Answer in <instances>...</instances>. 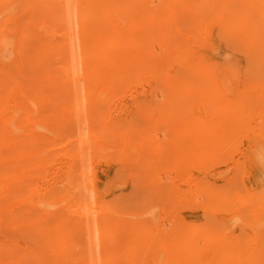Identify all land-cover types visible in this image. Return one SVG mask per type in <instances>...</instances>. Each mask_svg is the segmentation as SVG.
<instances>
[{
	"label": "bare ground",
	"instance_id": "6f19581e",
	"mask_svg": "<svg viewBox=\"0 0 264 264\" xmlns=\"http://www.w3.org/2000/svg\"><path fill=\"white\" fill-rule=\"evenodd\" d=\"M67 1L69 2L70 0H67ZM118 1H120V0H118ZM118 1L117 0H109L108 1L109 3H112L111 5L113 7L114 6L116 7L117 12L120 9H122L124 6V5L121 6V4H122L121 1H120V3H117ZM127 1L132 3V5L130 4V6H129V7L132 6V11H130L132 15L128 11V13H125L122 16H120L121 17L120 20H121V22H124V26L120 27L118 25L115 27H110L108 25L110 27V34L109 33H105V34L102 33L103 35L100 36L101 37L100 39L99 38L97 40L94 39L95 45L93 46L94 47L93 49L97 50L96 55L93 57L95 64L90 63L91 62L90 59L87 58L88 60H86V61L81 60L80 63L78 61L79 65H80V68H78L77 62L75 61L76 67L74 66L75 70L73 71L74 67L71 65L69 66L67 64V62H65V58L63 61L61 58L59 62H61L62 64L60 66H57V68L54 69V72L59 73L58 76L53 75L52 72L48 71V70H46L45 73L41 71L44 74L47 73L46 75L43 74L42 77H47L48 81H46V80H44V81L49 83V85H48L49 88L52 89V91H55L53 89H58V91L60 93H63V95H61V96L67 100V101L64 100V102H66L65 104L67 105V107H66V105H65V107L68 108L69 110L73 109L75 112L76 117H74V115H73L74 112L70 111L71 112L70 115L72 114V116H69L71 118L67 119L68 121H66V120L64 121V119L62 118L63 116H62L61 120L63 122H62L61 126L64 125L63 127H65V124H67L68 122L72 123L74 126V124L80 123L83 120H86V121L90 120V122H92V123L95 120L93 124L94 125L96 124L99 127L98 133L94 134L92 139L87 136L86 141H85L83 139L84 136H82V134L79 132V135H77L78 138L75 139L72 142V144L77 141V144L79 143L82 145V143L85 141L84 143H88V146L90 148V155H91V153L95 154V150L98 149L99 147H101V145L104 144V141L106 142L109 137L110 138L115 137L119 140H123L124 142H127L126 139H128V141L132 142V140H130V139H134V138L139 139L138 136H140V135L137 134L138 132L136 131V129L139 128L138 126L140 125V122H141L140 120L144 119L143 120L144 122H146V121L148 122V120L146 118L150 114L153 113V115H155L154 116L155 118L152 119L151 121H149V122H152L151 123L152 125H150V126H153V125L156 126V124L158 122H163L164 124H169V126H173V128L170 129V132L172 134L171 135V138H172L171 144L172 145L170 143H168V144H170L169 149H171V152L169 151L170 157L175 156V159L177 161H182L181 160L182 158L179 156L183 157L185 152H186L185 151L184 154L182 153L185 150L183 148L184 143H187L188 145H190V147L193 146L192 149L195 148V149H193V151L196 150L195 154L198 155L193 159L194 161L190 160L191 163L187 164L186 167L183 166L186 168V169H184V171L185 170L186 171L191 170L189 172L190 177H192V178L194 177V179H195V177H197L194 185L198 187V191L195 188V191H197V192H195L194 194H191L190 200H188L189 205H191V206H187L183 201V203H184L183 205H184L185 209H189V208L199 209L198 207L199 206L201 207V205L203 207V203H204V202L203 203L200 202L199 204H197L200 201L199 199H202V201H207V199H206L207 195L204 194V190L207 189V188H205L207 186V180L205 177V173H207V171H206L207 169L203 165H204V162L208 158L210 159L211 156H216V155L221 154V155H225V156L229 157V159H230L229 162H231V164H232V166H231L232 172H231V175L229 176V179L227 181L228 185L225 184L224 186L230 187L233 182H238L240 180H246L249 182L253 181V182L257 183V187H258V189H260L259 191L257 190V192H258L257 198L260 199V202H259V205L256 206V208L260 211L257 215V222L256 223H260V224L264 225V189H262V188H264V123H263V121L259 122V123H261V126L258 127L259 129L256 128L258 130L253 129V131L246 136L247 137L246 138L247 139V141H246L247 146L245 148L241 149L240 152H239L240 148H236L237 139L239 138L241 140L245 136L244 134L243 135H241V134L244 133L245 131H247L245 128L250 123L249 115L253 114L254 109H252L250 111V109H248V107L249 108H256V110H260V106H261L260 102L264 101V81L262 80V77L264 78V0H164V2L158 3L160 5H159V10H157V13L154 12L155 10L152 12H150V10H149V12H148L149 6L147 5V3H148L147 0H127ZM152 2H153V0H152ZM5 3H6V0H0V5L2 4V6H3ZM48 3H47V5H48ZM80 4H82V3H80ZM124 4H125V2H124ZM49 5H50V3H49ZM58 5L59 4H57L56 7H58ZM127 6H126V8H127ZM155 6H157V5H155ZM66 7H68V6H66ZM53 8L51 7L50 9L53 10ZM86 8H88V7L86 6ZM99 8H100V6H99ZM104 8H105V6H104ZM111 8H110V10H111ZM43 9H47V8L45 7ZM50 9L48 11H50ZM92 9H93L92 11H95L94 8H92ZM106 9L107 8H105V11H106ZM152 9H153V6H152ZM155 9H156V7H155ZM68 10L70 11L71 9H68ZM163 10H166V11L163 12ZM245 10H247V11H245ZM36 11H38V10H36ZM45 11L47 12V10H45ZM56 11H57V9H55V12ZM56 13L59 14L58 11ZM84 13H85V11H84ZM46 14L48 15L49 13H46ZM52 14L55 15L54 13H52ZM96 14H97V12H96ZM104 14H105V12H104ZM102 15H103V13H102ZM50 16H52V15H50ZM74 16H75V13H74ZM88 16H90V15H88ZM104 16H106V14ZM39 17L37 16V18H39ZM73 18H75V17H73ZM44 19H45V16H44ZM70 19H72V16L70 17ZM70 19L68 20L69 22L72 21V20L70 21ZM84 20H86V17ZM107 20H106V23H109ZM56 21H58V20H56ZM33 22H34V20H33ZM69 22H68L69 25L74 23V27L76 26L75 22H73V23H69ZM101 23H103V22H101ZM68 24H67V26H69ZM92 25H93V22H92ZM98 25L100 26V24H98ZM104 25H106V24H104ZM101 26L103 28V25H101ZM108 26L106 25V28ZM40 27H39V29H40ZM117 27H118V29H116ZM71 28L73 29V27H71ZM71 28H70V31H72ZM95 28H97L96 24H95ZM98 29H101V28H97V32H98ZM112 29H113V32L111 31ZM103 30H105V29H103ZM73 31L71 32L72 34L74 33ZM75 31H76V27H75ZM64 33L67 34V32H64ZM92 33H94V32H92ZM47 34H49V32ZM54 34H55V32H54ZM89 34H91V33H89ZM106 34H108V35L105 38ZM94 35H95V33H94ZM15 36H17V35H15ZM98 36H99V34H98ZM74 37H75L74 39H77L76 35ZM63 38H64V36H63ZM112 38H113V40H111ZM71 39H73L72 36H71ZM74 39L72 41H75ZM66 40L64 43H66ZM85 40H83V41H85ZM110 40H111V42H110ZM69 41L71 42V40H69ZM108 42H110V43H108ZM45 43H46V41H45ZM74 43L75 42H73V46L75 47L77 44V41H76L75 45H74ZM88 43H89V41H88ZM43 44H44V41H43ZM36 45H38V44H36ZM69 46H70V43H69ZM36 47H38V46H36ZM40 48H41V46H40ZM27 50H28V48L26 49V51ZM37 51H40V50L37 49ZM70 53L72 55L74 54L71 51V49H70ZM35 54L38 55L37 53H35ZM41 56H42L41 59L43 60L44 59L43 54H41ZM70 57L72 58L73 56H70ZM83 57L84 56L82 55V58ZM38 58H39V55H38ZM75 58H76V60L78 59L77 57H75ZM82 58H80V59H82ZM40 62H42V61H40ZM43 63L45 64L46 62H42V64ZM240 64H241V66H240ZM36 65H37V63H36ZM93 65H94V67H96L95 69H93ZM20 66L21 67H18V70L22 69L21 64H20ZM40 66H41V63H40ZM49 66H50V64H49ZM82 69L84 71H87L88 76H87L86 81L88 80V84L91 87V89L87 90L86 88H88L87 87L88 84L86 82H84L87 85L85 84L86 88H83V92H81L82 84L80 83V81L83 78L80 77V75L78 74L79 71ZM243 69L245 72H243ZM43 71H45V70L43 69ZM32 74H31V76H32ZM77 74L79 75V77H76ZM12 75H13L14 79H16L14 74H12ZM26 75H27V73H26ZM28 76H30V75H28ZM73 76H75L76 78H74ZM17 78H19V77H17ZM7 79H8V77H7ZM3 80L2 79L0 80V85H1L0 86V231L3 235L2 237H0V241H1V238H6V237L7 238H12V237L14 238L17 236V238H18L19 233H21L23 235V237H22L23 240L21 242L22 244L20 243V245H18V246H20V250L22 251V257L24 256V258H21L19 260V262L17 261L16 264H63V262L60 261V260H62V257H59L60 259L57 258V256H60L59 255L60 253L58 254V252L61 251V250L58 251V249H61L64 246L68 247L67 243H69L70 240H69V242L62 241L66 244H64V246L57 245L56 248H58V249H56L54 247V246H56V243L55 242L53 243L51 239H49L51 242L47 241L45 243L46 240L44 241L42 239V237L38 238V234L40 232H43L44 227H45V229L47 228L45 226V224L48 222V219H50L51 216H53V214H51L50 208L54 207L55 203L57 201L53 203V202H43V201H41L42 199L38 200L37 195H36V191L34 189L31 196H23L20 200L15 202V200L19 197L18 195L20 194V192H22L23 190H26L27 188L32 187L34 185V183H33V185H31V183H32L31 176H32L33 172L35 173L36 171H39L41 169V167H39V165H38L39 162L34 164V160H39L37 156H38V154H40L36 150V138L34 139V135H33L34 133L30 132L29 128L27 126H22V124H21V120L24 116V117H26L25 119L27 120L29 125H33L34 122L32 120H30V118H32L34 116L37 117V115L26 114L25 109L18 107V105H14V108H13L14 110H13V113L10 117H7L6 112L3 113L4 111L2 110V107H4V105L6 106V104L8 103V99L13 97V95L16 92V86H13L12 83H11L13 86L12 88L11 87H10V89L4 88L3 84L5 83V81H3ZM21 80L23 81V79H21ZM242 80H245V82L242 83L241 82ZM127 81L128 82L133 81L136 84H140V83L145 84L146 83V85H149V91H147V92H144L143 90L141 91L143 96H145L146 98L141 96L138 93H136L134 95L131 93L132 97H131L130 104H125L124 106L115 107L116 105L112 104L110 102L113 101L114 96H116L117 94L120 93L119 90H118L119 93H117V88L119 89L121 87V85L126 84ZM42 82L43 81H39V79H38V84H36V85H38L40 87V85H42ZM99 84H102L103 87L98 92V95L96 97L95 88H97V85H99ZM23 85H24V82H23ZM25 85H27V84H25ZM31 85H32V83H31ZM33 85H34V83H33ZM54 86H56V88ZM122 87H123V85H122ZM49 88H47V89H49ZM46 92H48V90ZM35 94H37V93H35ZM42 94L40 93L39 95L38 94L37 95L42 96ZM158 94L161 95V101L155 100L154 101L155 102L154 108H152V105L149 104V102L146 100L149 98H150V100H152L153 98H156ZM46 95L48 97V95H50V92H49V94L47 93ZM57 95H56V97L59 96V95L58 96ZM92 95L95 97L91 98ZM100 96H103L104 98L102 99ZM220 96L221 97H228V98H230L229 99L230 101L226 102L223 100L224 98H220ZM98 97H100V99H98ZM51 98H52V96L50 97V102H52ZM55 98H53V99H55ZM55 100H57V99H55ZM30 102H32L36 106H38L37 102H35L34 100H31ZM218 104L221 105L219 108V111H221V113H220L221 115L217 116L215 113L216 110L215 111H212V110H214ZM61 106L62 105H60L59 108H61ZM192 106H197L203 110L206 109V110L211 111L215 114L213 115V117L211 119L201 121L198 119L199 116L195 115V117H193L189 113V109ZM65 107H64V109H65ZM58 110H60V109L56 110L57 113H58ZM32 111H34V112L36 111L39 114L40 111H43V108L40 109V107H37L36 109L34 108V110H32ZM111 111L118 112L117 122L107 121L106 119H105V121L100 120L102 115L104 116L106 114L108 116V114ZM50 112H52V111H50ZM209 114L210 113H208V116H211ZM223 114H225L226 116ZM4 115H5L6 119H4ZM54 116H56V114ZM152 116H150V117H152ZM59 117H57V118H59ZM75 118H77V119H75ZM49 119H51V118L49 117ZM74 119H75V121L77 120L78 122L77 123L73 122ZM55 121H57V120H55ZM138 122H139V124H138ZM80 126L78 125L79 130L77 129V131H80V129H81ZM59 127H60V125L58 126V128ZM70 127H71V129H73L71 125H70ZM90 128H92V126ZM144 128H145V126H144ZM4 130L6 132H4ZM64 130L65 129L63 128V131ZM67 130L68 129L66 128V131H64L65 134L67 133ZM146 130H147V128H146ZM146 130H144V131H146ZM81 131H83V130H81ZM85 132H86V130H85ZM121 132H122L123 136H120V135L116 136L115 135V134H120ZM163 133H164V131H163ZM69 134H70V132H69ZM72 134H73V131H72ZM85 134L86 133H84V135ZM131 134H133V135H131ZM169 134L170 133H168V135ZM213 134H217L218 136L216 137ZM74 135H75V132H74ZM135 135H138V136H135ZM70 136H71V134H70ZM145 136L146 135L144 133H142L140 138L144 139ZM158 136H160V134ZM165 136H167V135H165ZM171 138H169L168 140H170ZM102 139H104V141H100ZM145 139L146 140L144 142H142L141 145H146L145 148L147 149V152L144 153L143 151L142 152L136 151V153H134V152H130V149H129L128 151H125V154L123 153V151H119V152H116L114 154H111L110 157L108 158V160L110 159V161L113 163H119L118 169L116 170V173H115L116 178L121 179L126 174H128V172L135 171V169L139 170L140 173L138 172V174H134L136 177H135V185L131 189L132 193H134L136 191L138 185H140L139 182L144 178V176H142V175H144V173H146L148 171L146 164L149 162L150 159H152V157H150V155H155V156H153V158L156 157L155 161L160 160V158L165 159V158H162L164 156L161 155V152H165V151H159L154 147L155 145H158V143H155V140L153 141L150 138L147 139V137H145ZM112 140H113V138H112ZM136 140H135V142H136ZM141 141L142 140H140V142ZM170 142H171V140H170ZM41 146H43V145H41ZM135 146H138V144H136ZM211 146H216V148H210L209 151L206 154H204V150H206L207 147L209 148ZM157 147H159V145ZM80 148H81V146H80ZM132 149H133V147H132ZM135 149L138 150V148H136V147H135ZM202 149H204V150L202 151ZM73 150H75V148H73ZM190 151L191 150H188V152H186V156L191 154ZM193 151H192V153H193ZM65 154H67V153H65ZM148 154H149V156H148ZM42 155H43V153H42ZM46 156L47 155L45 153L44 157H46ZM75 156L77 157V159H80L81 163L84 166L88 161V163H87V173L88 174L83 176L82 181L78 180V183L75 184V180H73V178L75 177L73 170H71L69 172L72 175L71 176L72 179H69L67 181L68 185H70L72 183V185L75 186V188H74L75 192L72 193V195L75 194L74 198L78 194V200L79 201H77V202H79L78 203L79 206L78 205L77 206H78V208L80 207L82 209L81 210L82 215H80V216H82L81 219L84 223L83 226L85 228V235H86L85 239L87 238L88 248L86 250L84 249V253H83L82 247L79 245L78 246L76 245L78 243H75L72 240H71V243L73 242V244L75 246H77L76 248L81 247V249H80V250H82V252L80 251L81 256H82V253L87 254V255L85 254L87 257V260L84 264H106V262H105L106 259L103 256L105 255V251H106V248L104 245L106 244L108 239L103 238V230H102L103 225H102V221H101V215L97 214V212L95 210V206L92 207L90 205H87V204H89V202H92L93 205H95L94 203H98V201H97L98 197H96V196H98V192L96 191V187L94 185V182L92 181V177L89 175V173H90V161H91L92 157L90 156L91 158H89V160H88V158L86 159L87 156L84 152L83 147L78 150V152ZM170 157L168 158L169 160H170ZM144 158H146V159L144 160ZM176 160L172 161V162H174L173 163L174 166L176 164L175 163ZM183 161H185V160H183ZM42 162H40V164ZM179 163L180 162H177V164H179ZM213 164H215V163H213ZM151 165H153V164H151ZM151 165H149V166H151ZM162 165L164 166V164H162ZM172 165H170V166H172ZM181 167H182L181 165H180V168L178 166L179 171H180ZM216 167H217V163H216ZM81 168H82V165H81ZM84 168H86V167H84ZM162 168H164V167H162ZM162 168L160 165V169H162ZM164 169L167 170V168H164ZM172 169L175 171V169H177V168H172ZM85 171H86V169H85ZM179 171H177V173H175V172L174 173L178 174ZM154 172H155V170H154ZM42 173H44V171H42ZM181 173L182 172L180 171V174ZM155 174L158 175L160 173L159 172L157 173V171H156ZM169 174H170V171H169ZM40 175H41V173H40ZM162 176L163 175H161V177ZM170 176H171V174H170ZM170 176H169V178H170ZM150 177L151 176L148 177L149 180H150ZM179 177H180V175H179ZM151 178H153V177H151ZM71 180H72V182H71ZM171 180L173 181V179H171ZM143 181H144V179H143ZM153 181H152V184H153ZM161 182H163V181L161 180ZM165 183H166V181H165ZM171 183H169V184L173 186V183L172 184ZM242 183L245 184L246 182L242 181ZM159 186H161V185H159ZM169 186L165 187V189H163V191L166 190V188L169 189L168 188ZM209 186L210 185L208 184V190H209ZM219 187H220V185H219ZM140 188H142V187H140ZM218 188H215V189L217 190ZM155 189H156V186H155ZM215 189H213V190H215ZM60 190H62V189H60L58 186H55V187L51 188L50 193L55 194L57 191H60ZM177 190L180 191L179 189H177ZM29 191H32V190L30 189ZM139 191H141V190H139ZM154 191H153V193H154ZM169 191H170V189H169ZM230 191H229V193H230ZM159 193H162V191L159 190ZM167 193H168V190H167ZM216 193H217V191H216ZM232 193H233V191H232ZM151 194H152L151 191L148 190V196L149 197L151 196ZM212 194H213V191H212ZM174 195H176V193H174ZM188 195H189V193H188ZM183 196H185V195H183ZM209 196L210 195H208V197ZM223 196H224V194H223ZM158 197H159V195H158ZM170 197H172L171 194H170L169 198ZM165 198H168V197L165 196ZM89 199H91L92 201H89ZM140 199H143V198H140ZM152 199H154V198H152ZM155 199H154V201H155ZM210 199H211V197H210ZM213 199H214V197H213ZM50 200L51 199H49V201ZM74 200H77V199L75 198ZM114 200L115 199H113V201ZM167 200L170 202L173 201V199H171V200L167 199ZM167 200H164V201L167 202ZM174 200H175V197H174ZM178 200H180V199H178ZM196 200H198L197 203L195 202ZM217 200H218V198H217ZM116 201H115V203H116ZM85 203H87L86 204L87 207L84 205ZM101 204H102V210H103L102 213H104L107 210V208H106L107 204L103 201L101 202ZM230 204H231V202H229V205ZM66 205H67V202H66ZM83 205L86 208L83 207ZM166 205H168V204H166ZM41 206H44V208L41 209L40 208ZM145 206H146V204H145ZM118 207H120V206H117V208ZM35 208H40L41 210H43V212H45V208H46L47 212L45 215V221L41 218H38L39 216L35 217L34 219H29V217H31V215H33L31 213L33 211H35ZM55 208H57V207H55ZM221 208H222V206H221ZM232 208H233V206H232ZM125 209L127 210V207H125ZM206 210H205V212H206ZM118 211L120 212V209ZM227 211H229V210H227ZM131 213L133 214L132 211H131ZM150 213H151L150 209L145 210L142 213V215H144L145 218L141 219V220L138 219L135 223L139 226L145 227L146 225L154 226L152 224L154 222L155 227H156L158 224V219H159L160 215L157 214L155 216L154 215L151 216ZM33 216L31 218H33ZM35 216H37V215H35ZM105 216L107 218V215H105ZM148 216H150V217H148ZM211 216H210V218H212ZM65 219H67V217H65ZM69 219H70V217H69ZM213 220L216 221L215 219H213ZM61 221H63V220H61ZM176 221H177L176 222L177 224L174 222H170L173 225L171 228V230H173V231H171V233H169V235L171 236L172 239L179 237V235H183V229L181 227H179L178 224L180 223L179 225H183V223H185V221H181V220L180 221L176 220ZM65 223H66V221H65ZM69 223H71V222H69ZM245 224L248 225V223H245ZM187 225H190V224H187ZM263 225H260L261 231L264 228ZM39 226L42 227L43 229L40 228ZM68 226H70V225H67V227ZM261 227H263V228L261 229ZM192 228H193V225H192ZM126 229L124 231H126ZM138 229H139V227H138ZM64 230H65V228H64ZM76 230L77 229H75L73 231H76ZM131 230H132V228H131ZM261 231H260V233H261ZM23 232H26V234L24 235ZM160 232H162V231H160ZM104 233H105V231H104ZM53 234L55 236L56 231H53L51 233V235H53ZM110 234H111V232H110ZM243 234H245V233H243ZM44 235H45V233H44ZM62 235H63V233H62ZM70 235H71V232H70ZM105 235H107V234H105ZM192 236H193V234H192ZM246 236H248V235L246 234ZM43 237L45 238L46 236H43ZM132 237H134V235ZM143 237H144L143 240L147 239V236H143ZM162 237H164V236H162ZM242 237H244V236H242ZM53 238L55 239V237H53ZM135 238L137 240L141 239V237L136 235L134 237L135 242H137V240ZM239 238H240V236H239ZM187 239L190 240L189 238H186V240ZM9 240L11 241V242L10 241L8 242L9 244L14 243L13 240H11V239H9ZM81 240H83V239L81 238ZM66 241H68V239H66ZM165 242H169V241L167 240ZM175 243H176V241H175ZM175 243L172 245H176ZM246 243H248V242H246ZM166 244H168V243H166ZM74 245H72V246H74ZM155 245H157V244H155ZM158 245H159V243H158ZM168 245H170V244H168ZM215 245H216V243H215ZM243 245H245V244H243ZM252 245H254V244H252ZM1 246H4V245H1ZM1 246H0V250H2ZM58 246H60V247H58ZM230 246L228 249L231 250ZM232 246L234 247V245H232ZM69 247H70V245H69ZM106 247H108V246H106ZM175 247L176 248H174L175 249L174 251H179V252L180 251L181 252L187 251L188 254L185 253V255H188V257H189V251H190L189 246L187 247L188 249L183 248L182 245H180L178 247L176 245ZM73 248H75V247H73ZM73 248L70 247L69 249H73ZM123 248H125V247H123ZM262 248H263V246H262ZM63 249H68V248L64 247ZM69 249H68V252H69ZM127 249L128 250H126V252L124 251V256H126L127 259L129 258L131 260L133 258H135L136 254H140L142 251V247H139V249L137 251H135V249H137V247L135 248V246L127 248ZM233 249L235 250V248H233ZM3 250H2V252H3ZM170 250H171V248H170ZM259 250H260V248H259ZM237 251H238V249H237ZM62 252H63V250H62ZM64 252L66 254L67 251H64ZM70 252H71V250H70ZM168 252H169L168 250L157 248L155 250V254H153V255L151 254V255L153 258L155 257V261H157L158 258L162 259L164 257V259H162V261L160 263V264H163V262H165L168 259V257H170V255H171V254H168ZM193 252H194V250H193ZM261 252H260V254H261ZM5 253H7V252H5ZM251 253H253V249L251 251L248 250V254L250 255ZM13 254H14V252H11V253H9V256L12 257ZM71 254H72V252H71ZM75 254H77V253H75ZM224 254L225 253L223 252L222 255L224 256ZM228 254H231V253H228ZM79 255H80V253H79ZM106 255H109V254H107V252H106ZM213 255H215V254H213ZM238 255H241V254H238ZM258 255H259V253H258ZM63 257H65V256H63ZM113 257H114V255H112V259H113ZM15 259L17 260V258H15ZM115 259L112 261L113 263H114V261H116ZM219 259L220 258H218V260ZM226 259H227V256H226ZM139 260H140V258H139ZM250 260H252L251 261V263H252L254 258L250 259ZM87 261H89V262L87 263ZM94 261L95 262L97 261V263H94ZM124 261L127 262L126 259L122 260V262H124ZM185 261H187L186 264H189V263L191 264V261L189 258L186 259ZM212 261H215V260L213 259ZM237 261H240V260H237ZM4 262L6 263V260ZM112 262H110V263L112 264ZM245 264H247V263H245Z\"/></svg>",
	"mask_w": 264,
	"mask_h": 264
},
{
	"label": "rangeland",
	"instance_id": "374dc122",
	"mask_svg": "<svg viewBox=\"0 0 264 264\" xmlns=\"http://www.w3.org/2000/svg\"><path fill=\"white\" fill-rule=\"evenodd\" d=\"M66 1L67 0H52V1L51 0H6V3L3 6H2V4L0 5V80L4 79L3 81H5V83L3 84V87L6 89L7 88L10 89V87L12 88L13 86H16L15 94L13 95V97L8 99V103L6 104V106L4 105V107H2V110L4 111L3 113L6 112L7 117H10L13 113L14 105H18V107L25 109L26 114L37 115V117L34 116V117L30 118V120H32L34 122L33 125H29V123L25 119L26 117H24V116L21 120V124H22V126H27L29 128V131L34 133L33 134L34 139L36 138V150L38 153H40L37 156L39 160H34V164L39 162L38 165H39V167H41V169L39 171H36L35 173L33 172L32 176H31V179H32L31 185H33V183H34V185L32 187H29L26 190H23L22 192H20V194L18 195L19 197L15 200V202L20 200L23 196H31L34 189L36 191V195H37L38 200L42 199L41 201H43V202H53V203L57 201L55 203V206L50 208L51 214H53V216H51V218L48 219V222L46 223L47 225L45 224V226L47 228L45 229V227H44L43 232H40L38 234V238L42 237V239L44 241L46 240L45 243L47 241L49 242L50 241L49 239H51L53 243L54 242L56 243V246H54L55 248L57 247V245L64 246V244H66L64 242H69V240H70V242H69L70 244L67 243L68 247H66V246H64V247L68 248V249L70 247H72V248L75 247V248L69 249V252H68V249H63L64 247H62L61 249L56 248V249H58V251L61 250L58 252V254L60 253L59 254L60 256H57V258L62 257V260H60V261H62L63 264H84L87 260V257H86L87 254L86 253H85L86 255L83 254L84 249L86 250L88 248V246H87L88 241H87V238L85 239L86 235H85V228L83 226L84 223L81 219L82 216H80V215H82V211H81L82 209L80 207L78 208V206H79V204H78L79 202H77V201H79L78 200V194L75 197L77 200H74L75 194L72 195V193L75 192V190H74L75 186H73L72 183L70 185H68V183H67V181L69 179H72V177H71L72 175H71V173H69L71 170H73V172L75 174V177L73 178V180H75V184L78 183V180L82 181L83 176L88 174L87 173L88 161L84 166L81 163L80 159H77V157L75 156L77 154L78 150L83 147L84 152L87 156L86 159L88 158V160H89V158L92 157L91 161H90V173H89V175L92 177V181L94 182V185L96 187V191L98 192V196H96V197H98L97 198L98 203H94L95 205H93L92 202H89V204L85 203L84 205L86 207H87V205H90L92 207L95 206V210H96L97 214L101 215V221H102V225H103V227H102L103 238L108 239V241L104 245L106 248V251H105V255L103 256L106 259V261H105L106 264H111L110 262H112L115 258H116L115 259L116 261H114V263L112 262V264H118V263L119 264H160L162 259H164V257L162 259L158 258L157 261H155V257L154 258L152 257V255L155 254V250L157 248L168 250L169 251L168 254H171L170 257H168V259L165 262H163V264H186L187 261H185V260L188 258L190 259L191 264H208V263L209 264H214V263L215 264H245V263H247V264H264V260H263L264 259V252H263L264 251V249H263L264 248V241H263L264 240V228H263L264 225L260 224V223H256L257 222V215L260 211L256 208V206H258L259 202H260V199L257 198V196H258L257 190L259 191L260 189H258L256 182H253V181L249 182L246 180H240L238 182H233L230 187L224 186L225 184L228 185L227 181H228L229 176L231 175V172H232L231 171L232 164H231V162H229L230 161L229 157L220 154V155H216V156H211L210 159L208 158L204 162L203 166L207 169L206 170L207 173H205V177L207 180V186L205 188H207V189L204 190V194L207 195V197H206L207 201H202V199H199L200 201L198 202V200H196L195 202L196 203L198 202L197 204H199L200 202H202V203L204 202L203 207L201 205V207L200 206L198 207L199 209H196V208L185 209L183 204L185 203L187 206H191V205H189L188 200H190L191 194H194L195 192L198 191V187L194 185L197 177H195V179H194V177L193 178L190 177L189 172L191 170H189V171L185 170L184 171V169H186L185 167L187 166V164H190L191 161L198 155L195 154L196 150L193 151V149H195V148L192 149L193 146L190 147V145H188L187 143H184L183 148L185 150L182 153L184 154L185 151L188 152V150H191L190 151L191 154L186 156V152H185L183 157L179 156L182 158L181 159L182 161H177L175 159V156L170 157L171 149H169V147H170V144L172 143V138H171L172 134L170 132V129H172L173 126H169V124H164L163 122H158L156 124V126L155 125L150 126V125H152L151 124L152 122H149V121H151L152 119L155 118L154 117L155 115H153V113L150 114L146 118L148 120V122L147 121L144 122L143 121L144 119H141L140 120L141 122L139 121L140 122V125L138 126L139 128L136 129V131L138 132L137 134L141 136L142 133H144L146 135L145 137H147V139L150 138L153 141L155 140V143H158L159 147H157L158 145H155L154 147L159 151H165V152H161V155L164 156L162 158H165V159L160 158V160H157L158 161L157 162V161H155L156 157L153 158V156H155V155H150V157H152L153 160L150 159L149 162L146 164L148 171L146 173H144V175H142V176H144V178H143L144 181L142 179L139 182L140 185H138V187L136 189L137 192L135 191L134 193H132V190H131L132 187L135 185V177L136 176L134 174H138L139 170L135 169V171L128 172V174H126L121 179L116 178L115 173H116V170L118 169L119 163H113L110 161V159L108 160V158L110 157L111 154H114V153L119 152V151H123V153L125 154V151H128L129 149H130V152H134V153H136V151H140V152L143 151L144 153L147 152V149L145 148L146 145H141L142 142H144L146 140L145 137L143 139V138H140V136L135 135V136H138L140 140H142L141 142L137 138L136 139L138 141L134 138V139H130V140H132V142L128 141V139H126L127 142H124L123 140H119L115 137H112L113 140H112V138L109 137L110 139L108 138L107 141L105 142L104 141L105 138H104V139L100 140V141H104V144L95 150V154L91 153V155H90V148L88 146V143H84V142L86 141L87 136L92 139L93 135L98 133L99 127L96 124L95 125L93 124L95 120L93 121V123L90 122V120H88V121L83 120L80 123H77L78 121L77 120L75 121V119H77V118H75L73 121V122L77 123V124H74V126L76 125L75 127L73 126L72 123H69V122L67 124H65V127H63L64 125L61 126L62 122H63L61 119L63 118L64 121L65 120L68 121L67 119L71 118L69 116H72V114L70 115V113L74 112V110L72 109L73 110L72 111V110H69L68 108H66L67 105L65 104L66 102H64V100L65 101H67V100L61 96V95H63V93H60L58 91V89H53L55 91H52V89H50L48 86L49 83L46 82V81H48L47 77H42L43 74L46 72V70H48V71H51L53 75L58 76L59 73L54 72V69L57 68V66H60L62 64L61 62H59L61 58H62V61L65 58V62H67V64L69 66L71 65L73 67L76 65L75 64V61H76L78 68H80L79 63L81 62V60L86 61V60L90 59L91 62L90 61L89 62L92 64H95L93 57L96 55L97 50L93 49L94 48L93 46L95 45L94 39L95 40H97L98 38L100 39L101 38L100 36H102L105 33L110 34V27H115L118 25L120 27H123L124 22H121L120 16H122L125 13H128V11L131 14L130 11H132V6L129 7L130 4L132 5V3L128 2L127 0H120L122 3L121 6H123V5L124 6L118 12L116 11V7L115 6L113 7L111 5L112 3L108 2L109 0H102L105 4L101 0L100 1L99 0H87V1L86 0H75V1L70 0L69 1L70 3L68 1L67 2ZM120 1H118L117 3H120ZM48 2L50 3V5ZM124 2H125V4H124ZM147 2H148L147 5L149 6L148 12H149V10H150V12L155 10L154 12L157 13V10H159V5H160L158 3L164 2V0H155V1L153 0V2H152V0L151 1L147 0ZM47 3H48V5H47ZM80 3H82V4H80ZM57 4H59L58 7L60 5L61 6L58 8V7H56ZM155 5H157V6H155ZM50 6L52 8L54 7L55 9H57L59 14L56 13L57 11L55 12L54 8H53V10H51ZM66 6H68V7H66ZM86 6L88 8H86ZM99 6H100V8H99ZM104 6H105V8H107L106 11H105ZM126 6H127V8H126ZM152 6H153V9H152ZM45 7L47 9H43ZM155 7H156V9H155ZM48 8L50 9V11H48L49 10ZM65 8L66 9L68 8L71 10L69 11L68 9L66 10ZM92 8H94L95 11H92L93 10ZM110 8H111V10H110ZM36 10H38V11H36ZM45 10H47V12ZM84 11H85V13H84ZM165 11L166 10H163V12H165ZM245 11H247V10H245ZM45 12L49 13V14L47 15ZM96 12L98 15L96 14ZM101 12L103 13V15ZM104 12H105L106 16H104L105 15ZM52 13H54V14L56 13V14L53 15ZM74 13H75V16H74ZM87 14L90 16H88ZM50 15H52V16H50ZM37 16L38 17L40 16V17L37 18ZM44 16H45V19H44ZM71 16H72V19H70ZM73 17H75V18H73ZM85 17H86V20H84ZM69 19H70V21L71 20L72 21L69 22L68 21ZM33 20H34V22H33ZM56 20H58V21H56ZM106 20L109 23H106ZM67 21L69 23L75 22L76 31H75L74 23L69 25ZM92 22H93V25H92ZM101 22H103V23L105 22L104 24H106L107 26L109 25L110 27L108 26L109 28L108 27L106 28V25H104ZM97 23L100 24V26ZM67 24L69 26H67ZM95 24H96L97 28H101V29H98V32H97V28H95ZM101 25H103V28ZM39 27H40V29H39ZM71 27H73V29ZM70 28L72 29V31L74 30L73 34L71 33L72 31H70ZM103 29H105V30H103ZM116 29H118V27ZM63 31L67 32V34L69 36L66 33H64ZM111 31L113 32V29ZM48 32H49V34H47ZM54 32H55V34H54ZM92 32H94L95 35ZM89 33H91V34H89ZM98 34H99V36H98ZM15 35H17V36H15ZM75 35H76L77 39H74ZM107 35L108 34H106L105 38L107 37ZM63 36L65 39L63 38ZM71 36L75 41H72L73 39H71ZM65 40H66V43H64ZM69 40H71V42ZM83 40H85V41H83ZM111 40H113V38ZM111 40H110V42H111ZM43 41H44V44H43ZM45 41H46V43H45ZM76 41H77L78 45L76 44V46L74 47L73 42L76 43ZM88 41H89V43H88ZM110 42H108V43H110ZM69 43H70V46H69ZM75 43H74V45H75ZM36 44H38V45H36ZM36 46H38V47H36ZM40 46H41V48H40ZM27 48L29 51L28 50L26 51ZM36 48L39 49L40 51H37ZM70 49L74 53L73 55L70 53ZM35 53H37L39 55V58H38V55H36ZM41 54H43V57H44L43 60L41 59L42 58ZM82 55L85 58L84 57L82 58ZM70 56H73L72 57L73 59ZM75 57H77L79 60L78 59L76 60ZM80 58H82V59H80ZM40 61L46 62V63L42 64V62H40ZM78 61H79V63H78ZM36 63H37V65H36ZM40 63H41V66L43 68L40 66ZM20 64L22 65V69L18 70V67H21ZM49 64H50V66H49ZM240 66H241V64H240ZM75 67L73 68V71L75 70ZM95 68L96 67H94V65H93V69H95ZM43 69L45 71H43ZM41 71L44 73H42ZM25 72L27 73V75ZM243 72H245L244 69H243ZM12 74H14L16 79H14ZM31 74H32V76H31ZM46 74H44V75H46ZM78 74L80 75V77L83 78L80 81V83L82 84L81 92H83V88H86V85L88 84V80L86 81L88 73H87V71H84L82 69L79 71ZM78 74H77V76L76 75L75 76L79 77ZM28 75H30V76H28ZM75 76H73V77L76 78ZM7 77H8V79H7ZM17 77H19V78H17ZM21 79H23V81ZM38 79H39V81H43L42 85H40V87L41 88L43 87L44 89L43 88L41 89L38 85H36V84H38ZM44 80H46V81H44ZM262 80L264 81L263 77H262ZM23 82H24V85L25 84H27V85L24 86ZM84 82H86L87 84ZM241 82L243 83V82H245V80H242ZM11 83L13 84V86ZM31 83H32V85H31ZM33 83H34V85H33ZM122 85H123V87H122ZM122 85L119 89L117 88V93H119V91H120V93L117 94L116 96H114L113 101L110 102L112 104H115L116 105L115 107L124 106L125 104H130L131 97H132L131 93L133 95L138 93L141 96H143V94L141 92L142 90L144 92L149 91V85H146V83L145 84L144 83L136 84L133 81H129V82L127 81L126 84H122ZM54 87L56 88V86H54ZM87 87H88V88H86L87 90L91 89L89 84L87 85ZM102 87H103L102 84H99V85H97V88H95L96 97L98 95V92L102 89ZM47 88H49V89H47ZM47 90H48V92H46ZM49 92H50V95H48V97H47L46 94L47 93L49 94ZM35 93H37L38 95L40 93L41 94L43 93V94H42V96L41 95L38 96ZM159 94L157 95L156 98H153L152 100H150V98L146 100L149 102V104L152 105V108H154V104H155L154 101L155 100L161 101V95H159ZM56 95L58 97H56ZM51 96H52V98H51L52 102H50ZM94 97L95 96H93V95L91 96V98H94ZM100 97L102 99L104 98L103 96H100ZM100 97H98V99H100ZM143 97H145V96H143ZM53 98H55L57 100H55ZM220 98H224L223 100L226 102L230 101L229 100L230 98H228V97H221L220 96ZM31 100H34L35 102H37L38 106H36L34 103L30 102ZM260 104H261L260 110H256V108H249L248 107V109H250V111L252 109H254V110H253V114L249 115L250 123L245 128L247 130V131H245L246 133L244 132L241 134V135L244 134L245 136L241 140L239 138H238L239 140L237 139L236 148H240L239 152L241 151V149H243L247 146V144H246V141H247L246 138L247 137L246 136L248 134H250L253 131V129L254 130L259 129L258 127L261 126V123H259V122L263 121V123H264V115H263L264 114V101L260 102ZM60 105L63 106V107L61 106L62 109L59 108ZM65 105H66V107H65ZM220 106L221 105L218 104L217 107L214 110H212V111L216 110L215 113L217 116L221 115L220 114L221 111H219ZM37 107H40V109L43 108V111H40L39 114L36 111L35 112L32 111V110H34V108L36 109ZM64 107H65V109H64ZM57 109H60V110H58L59 114L56 112ZM205 110L206 109L203 110L197 106H192L189 109V113L193 117H195V115L199 116L198 119L201 121L211 119L215 113L208 111V110H206L207 111L206 112ZM50 111H52L53 113ZM54 113L56 114L57 117H59V116L60 117L57 118L56 116H54L55 115ZM208 113H210L209 115H211V116H208ZM73 115H74V117H76L75 112ZM223 115H225V114H223ZM48 116L51 119H49ZM102 116L100 119L101 121H105V119H106L107 121L117 122V120H118V112H116V111H114V112L111 111L108 114V116L106 114L103 117ZM150 116H152V117H150ZM4 119H6L5 115H4ZM55 120H57V121H55ZM139 122H138V124H139ZM59 125H60V127L58 128ZM70 125L72 126L73 129H71ZM78 125L79 126L81 125L80 131H77V129L79 130ZM143 125L145 126V128ZM91 126H92V128H90ZM63 128L65 129L64 131H66V128L69 131L67 130V133L65 134V132L63 131ZM146 128H147V130H146ZM256 128H258V129H256ZM81 130H83V131H81ZM85 130H86V132H85ZM144 130H146V131H144ZM72 131H73V134H72ZM163 131H164V133H163ZM4 132H6V131L4 130ZM69 132H70L71 136H70ZM74 132H75V135H74ZM79 132L82 134V136H84L83 137V139L85 140L83 142L84 144L82 143V145H81L78 143L79 144L78 145L77 141L72 144V142L78 138L77 135H79ZM84 133H86V134L84 135ZM168 133H170L169 134L170 136L168 135ZM159 134H160V136H158ZM164 134L167 136H165ZM115 135L116 136H119V135L123 136L122 132L120 134H115ZM131 135H133V134H131ZM213 135L216 137L218 136L217 134H213ZM169 138H171L170 139L171 142H170V140H168ZM135 140H136V142H135ZM168 143H170V144H168ZM136 144H138V146H135ZM41 145H43V146H41ZM80 146H81V148H80ZM132 147H133V149H132ZM135 147L138 148V150H136ZM73 148H75V150H73ZM210 148H216V146H211L209 148L207 147L206 150L202 149V151L204 150V154H206ZM192 151H193V153H192ZM42 153H43V155H42ZM45 153L47 155L46 157H44ZM65 153H67V154H65ZM148 156H149V154H148ZM169 157H170V160L168 159ZM145 159L146 158H144V160ZM173 160L174 161L176 160L175 166L173 164L174 162H172ZM183 160H185V161H183ZM40 162H42V163L40 164ZM177 162H180V163L177 164ZM212 162L215 164H213ZM216 163H217V167H216ZM151 164H153V165H151ZM162 164H164V166ZM81 165H82V168H81ZM149 165H151L152 167ZM160 165H161V168L164 167V168H167V170H165L164 168H162L163 170L160 169ZM170 165H172V166H170ZM180 165L182 166L180 169V171L182 172L181 173L182 175L180 174V171H179ZM178 166H179V168H178ZM183 166H185V167H183ZM84 167H86V168H84ZM172 168H177V169H175V171H174ZM85 169H86V171H85ZM154 170H155V172L157 171V173L159 172L160 174H158V175L155 174ZM42 171H44V173H42ZM169 171H170L171 176L173 175L172 176L173 178L170 176ZM177 171H179L178 174H175V173H177ZM40 173H41V175H40ZM161 175H163L164 177L163 176L161 177ZM179 175H180V177H179ZM149 176H151L153 178L150 177V180H149V178H148ZM169 176L171 179H173V181L169 178ZM160 179L163 182H161ZM152 181H153V184H152ZM165 181H166V183H165ZM242 181L246 182V183L244 184V183H242ZM71 182H72V180H71ZM171 182L173 183V186L169 184ZM208 184L211 186V187L209 186V190H208ZM159 185H161V186H159ZM219 185H220V187H219ZM55 186H58L62 190L57 191L55 194H51L50 193L51 188H53ZM155 186H156V189H155ZM167 186H169L168 188L170 189V191L167 188H166V190L163 191V189H165V187H167ZM140 187H142V188H140ZM195 188L197 189V191H195ZM215 188H218V189L216 190ZM30 189L32 191H29ZM177 189H179L180 191H178ZM213 189H215V190H213ZM262 189H264V188H262ZM139 190H141V191H139ZM148 190L151 191V193H152L150 197L148 196ZM159 190H161L162 193H159ZM167 190H168L169 194L167 193ZM153 191H154V193H153ZM212 191H213V194H212ZM216 191L218 194L216 193ZM229 191H230V193H229ZM232 191H233V193H232ZM173 192L176 193L177 196L174 195ZM187 192L189 193L190 196L188 195ZM170 194L172 197L169 198ZM223 194H224V196H223ZM158 195H159V197H158ZM164 195L168 198H165ZM183 195H185V196H183ZM208 195H210V196L208 197ZM173 196L175 197V200H174ZM210 197H211V199H210ZM213 197H214V199H213ZM140 198H143V199H140ZM152 198H154V199L156 198L157 200L155 199V201H154V199H152ZM217 198H218V200H217ZM49 199H51V200L49 201ZM113 199H115V200L113 201ZM167 199H169V200L173 199V201L170 202ZM178 199H180V200H178ZM101 200L107 204V207H106L107 210L104 213H102L103 210H102V204H101L102 201ZM164 200H167V202ZM89 201H92V200L89 199ZM115 201H116V203H115ZM183 201H184V203H183ZM66 202H67V205H66ZM229 202H231L230 205H229ZM145 204H146V206H145ZM166 204H168L169 206ZM84 205H83V207H85ZM220 205L222 206V208ZM117 206H120L121 208L120 207L117 208ZM232 206H233V208H232ZM55 207H57V208H55ZM125 207H127V210L125 209ZM40 208L43 209L44 206H41ZM40 208H35V211H33L31 213L34 215V216L31 215V217L33 216V218L29 217V219H34L35 217L39 216L38 218H41L45 221V215L47 212L46 208H45V212H43V210H41ZM119 209H120L121 213L118 211ZM147 209H150V211H151L150 215L151 216H153V215L155 216L157 214L160 215V217L158 219V224L156 227H155L154 222L152 223L154 226L146 225L145 227L139 226L135 223L138 219L141 220V219L145 218L144 215H142V213ZM205 210H206V212H205ZM227 210H229V211H227ZM131 211L133 212V214L131 213ZM35 215H37V216H35ZM105 215H107V218ZM210 216L212 218H210ZM65 217H67V219H65ZM69 217L71 220L69 219ZM148 217H150V216H148ZM213 219H215L216 221H214ZM61 220H63V221H61ZM176 220L185 221V223H183V225H179L180 223L178 224V226L183 229V235H179V237L172 239L171 236L169 235V233H171V231H173V230H171L173 225L170 222L176 223L177 222ZM65 221H66V223H65ZM69 222H71V223H69ZM61 223L62 224L64 223V224L62 225ZM245 223H248V225ZM187 224H190V225H187ZM67 225H70V226L67 227ZM192 225H193V228H192ZM260 225H263V227H261V229L263 228L262 231L260 230ZM73 227L77 230L73 231V230H75ZM138 227H139V229H138ZM40 228H42V227H40ZM64 228H65V230H64ZM131 228H132V230H131ZM125 229H126V231H124ZM51 231L52 232L56 231V235L55 236H54V234L51 235V233H52ZM104 231H105V233H104ZM160 231H162V232H160ZM260 231H261V233H260ZM70 232H71V235H70ZM110 232H111V234H110ZM44 233H45V235H44ZM62 233H63V235H62ZM191 233L193 234V236ZM243 233H245V234H243ZM23 234L25 235L26 232H23ZM105 234H107V235H105ZM246 234L248 236H246ZM133 235H134V237L136 235H138L139 237H141V239L137 240L135 238L137 240V242H135L134 237H132ZM2 236L3 235L0 231V237H2ZM43 236H46L45 237L46 239ZM143 236H147V239L143 240V238H144ZM162 236H164V237H162ZM239 236H240V238H239ZM242 236H244V237H242ZM22 237H23V235L21 233H19L18 238H17V236L14 238L13 237L12 238H7V237L1 238L0 246L4 245V246H1L2 247L1 249L3 250L5 247L6 248L3 250V252H2V250H0V264L1 263L2 264H8V263L9 264L10 263L16 264L17 261L19 262V260L21 258H24V256L22 257V251L20 250V246H18V245H20V243L23 240ZM53 237H55V239ZM185 237L189 238L190 240H188V239L186 240ZM65 238L68 239V241H66ZM81 238L83 240H81ZM9 239L13 240L14 243L9 244L8 243L10 241ZM71 240L75 243H78V244H76L77 246L79 245L82 247V250H83L82 256H81L82 250H80L81 247L76 248L77 246H75L73 244V242L71 243ZM167 240L170 243L165 242ZM62 241H64V242H62ZM146 241L147 242L149 241V242L147 243ZM175 241H176V243H175ZM181 241L182 242L184 241V242L182 243ZM246 242H248V243H246ZM158 243H159V245H158ZM166 243H168L170 245H168ZM174 243L177 245V247L182 245L183 248H187L189 246L190 247L189 257H188V255H185V253L188 254L187 251H184V252L174 251L175 250L174 248H176L175 247L176 245H172ZM215 243H216V245H215ZM155 244H157V245H155ZM243 244H245V245H243ZM252 244H254V245H252ZM69 245H70V247H69ZM72 245H74V246H72ZM232 245H234V247ZM60 246H58V247H60ZM106 246H108V247H106ZM134 246H135V248L137 247V249H135V251H137L139 249V247H142V251L140 253L141 255L136 254L135 258H133L132 260L129 258L127 259V257L124 256V251L126 252V250H128L127 248L134 247ZM229 246H230L231 250L228 249ZM262 246H263V248H262ZM123 247H125V248H123ZM258 247L260 248V250ZM170 248H171V250H170ZM233 248H235V250ZM237 249H238V251H237ZM252 249H253V253H251L249 255L248 250L251 251ZM62 250H63V252H62ZM70 250H71L72 254H71ZM193 250H194V252H193ZM4 251L7 253H5ZM64 251H67L66 254ZM11 252H14L12 257L9 256V253H11ZM78 252L80 253V255ZM106 252L109 255H106ZM223 252L225 253L224 254L225 257L222 255ZM260 252L262 255L260 254ZM75 253H77V254H75ZM228 253H231V254H228ZM258 253L262 258L258 255ZM213 254H215L216 256ZM238 254H241V255H238ZM112 255H114L113 259H112ZM63 256H65V257H63ZM226 256H227V259H226ZM15 258H17V260ZM139 258H140V260H139ZM218 258H220V259L218 260ZM253 258H254V260L251 263L252 260H250V259H253ZM123 259H126L127 262H125V261L122 262ZM213 259L215 261H212ZM236 259L240 260V261H237ZM5 260H6V263L4 262ZM88 262L89 261H87V263ZM94 263H97V261L96 262L94 261Z\"/></svg>",
	"mask_w": 264,
	"mask_h": 264
}]
</instances>
